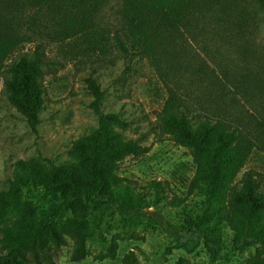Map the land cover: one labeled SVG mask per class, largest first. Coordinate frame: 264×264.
Segmentation results:
<instances>
[{"label":"trees","instance_id":"obj_1","mask_svg":"<svg viewBox=\"0 0 264 264\" xmlns=\"http://www.w3.org/2000/svg\"><path fill=\"white\" fill-rule=\"evenodd\" d=\"M112 1L120 3L121 19L112 46L140 60L157 56L165 43L210 10L209 0H0V83L5 72L11 74L4 81L8 98L35 131L44 107L45 54H26L25 44L48 32L63 41L80 37L104 51L110 40L98 20ZM250 2L264 10V0ZM88 86L98 127L75 145V162L66 167L45 158L47 165L37 166L19 160L8 187L0 189V264H57L69 239L74 242L72 260L80 262L88 255V241L102 236L106 219L115 217L126 226L145 219L146 228L169 233L174 244L167 254L173 249L193 253L204 244L216 262L227 248V227L232 252L264 247V182L250 170L235 184L253 149L264 150V145L225 119L195 116L191 106L171 92L158 114V127L192 151L193 188L200 202L169 220L160 210L165 191L161 182H154V193L148 196L118 175L122 161L149 148L124 139L120 131L127 130L130 121L119 112L104 111L105 92L96 79L90 78ZM25 192L42 206L35 211L26 207ZM107 250L115 258L117 244L110 243ZM138 261L131 251L123 264Z\"/></svg>","mask_w":264,"mask_h":264},{"label":"rangeland","instance_id":"obj_2","mask_svg":"<svg viewBox=\"0 0 264 264\" xmlns=\"http://www.w3.org/2000/svg\"><path fill=\"white\" fill-rule=\"evenodd\" d=\"M209 1L210 10L199 23L182 29L149 59L127 58L112 46L115 31L121 28L118 1L105 7L98 20L110 40L104 51L89 47L80 37L63 41L48 32L25 44L24 53L45 54L44 107L35 131L10 102L4 81L11 74L5 72L0 83V189L8 187L19 160L37 166L47 165L45 158L66 167L75 162V145L88 140L98 127L91 107L90 78L105 92L104 111L119 112L130 121V127L120 131L124 139L149 148L142 156L122 161L118 175L148 196L154 193V182H161L165 191L160 210L169 220L180 218L181 212L200 202L193 188L196 163L192 151L158 127V114L171 92L178 93L195 116L225 119L263 146L264 10L250 0ZM250 170L264 182V150L258 146L235 184ZM22 202L32 211L42 206L31 192L24 193ZM145 222L126 226L118 217L108 218L102 236L88 241L84 260H72L74 242L69 239L56 263L123 264L125 255L134 251L137 264H264L262 245L241 252L230 250L228 227L227 248L212 262L204 244L193 253L173 249L167 254L173 237L160 228H146ZM113 242L117 244L115 258L107 250Z\"/></svg>","mask_w":264,"mask_h":264}]
</instances>
